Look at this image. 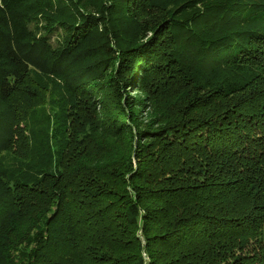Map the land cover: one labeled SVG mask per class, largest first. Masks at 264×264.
<instances>
[{
  "label": "trees",
  "instance_id": "trees-1",
  "mask_svg": "<svg viewBox=\"0 0 264 264\" xmlns=\"http://www.w3.org/2000/svg\"><path fill=\"white\" fill-rule=\"evenodd\" d=\"M116 1L0 0V264H264V0H190L147 43L157 0ZM54 12L77 20L56 48L29 29Z\"/></svg>",
  "mask_w": 264,
  "mask_h": 264
},
{
  "label": "rangeland",
  "instance_id": "rangeland-1",
  "mask_svg": "<svg viewBox=\"0 0 264 264\" xmlns=\"http://www.w3.org/2000/svg\"><path fill=\"white\" fill-rule=\"evenodd\" d=\"M75 10L82 12L84 16L92 18L93 20H98L99 17H105L107 19L114 18L116 15L115 13L121 12V4L118 3L116 0H69ZM190 0H157L156 5V15L150 16L152 19L150 22L148 21V18H145L146 26L143 31L139 33V40H143V43L150 42V40L154 39V32L151 33L154 27H156L157 23L153 24V22H156L159 18L160 20L163 19V17H168L170 14H175L177 10H180L182 7H184V4L189 2ZM195 8L201 12H203V7L205 4L219 1V0H192ZM223 2L224 0H220ZM233 2L224 1V7L228 8L233 6ZM214 4V3H213ZM160 11L164 13L162 17L157 15ZM205 11V10H204ZM117 13V14H118ZM229 15L227 13L225 20H218L216 19L214 21L213 26L215 29L218 30V27L220 28L222 25L218 26V23H224L226 24V30L224 31L227 33L228 31L232 29L237 28V16L233 14L232 11H229ZM67 18H65V17ZM204 16V15H203ZM183 18V17H179ZM236 18V19H235ZM75 20V19H73ZM68 18V14L60 13V12H54V13H45V14H35L30 15L29 17V29L36 37H47L50 39L51 45L56 48L59 43L62 42V40L65 38V29L70 27V30L72 27L77 23V20L74 21L75 23H70ZM212 22V21H211ZM210 21H206L204 25L211 27L210 25H207L208 23H211ZM235 23V24H234ZM238 30V28H237ZM27 89H31L33 87V83L28 81L26 84ZM122 95L128 94L132 97H138V100L142 101L144 100V105L142 108H140L139 114L141 115V119L138 121V123H144L145 125H148V123L156 121L154 118L146 120V118L154 113V116L158 114L157 109H151V102L148 101L145 97V95L139 91L136 90V87L134 86H127L121 90ZM146 99V100H145ZM41 100V99H40ZM117 100H121L120 97ZM37 107L40 109L41 114L44 115L43 118L46 119V117L50 120L49 123L46 122L42 118V121L45 123L46 126L53 130L55 128H58L61 121V116L63 115L62 109L64 111L67 110L66 104L61 100V98L57 95V93L50 89L47 93L43 94L42 101L37 102ZM137 110V107L135 108ZM159 116V115H158ZM158 116H156L158 118ZM10 156L5 154L1 157L0 161L5 164V168L9 167L11 164Z\"/></svg>",
  "mask_w": 264,
  "mask_h": 264
}]
</instances>
